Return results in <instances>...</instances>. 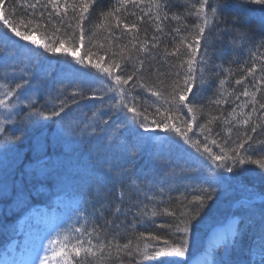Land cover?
I'll return each instance as SVG.
<instances>
[{
    "label": "trees",
    "instance_id": "16d2710c",
    "mask_svg": "<svg viewBox=\"0 0 264 264\" xmlns=\"http://www.w3.org/2000/svg\"><path fill=\"white\" fill-rule=\"evenodd\" d=\"M192 2L195 3L196 0H192ZM221 2L225 7L219 19L214 21L210 31L206 30V41H201V54L204 53L206 44L207 59L212 71L205 85L193 101L202 106V110L197 112V120L194 122L193 129L189 135L193 140L201 141L207 135L209 141L216 139L218 144L222 145L223 141L228 139L229 136L232 140H236L237 136L243 138V133L246 130L244 126L235 125V121H232L230 113H232L233 108L239 111L237 105L251 99V97L240 96V100L237 101L235 99L236 95H239L245 87H248L249 91L255 90L253 87L254 78L246 76V68L256 63L258 67L255 78L259 79L262 75L259 70L260 61L258 59L253 60L250 53H264V47L259 48V50L257 48L261 40L264 39V24L261 23L262 18H264V5L256 4L253 0H221ZM21 3H23V0H0V8H10L12 5H15L17 17H22L25 15V9L20 8ZM115 5L116 0H97V3L94 4L93 10H90L89 19L85 23L86 40L83 46H78V50L76 51V53L78 52L77 56L82 57L86 52L91 51L93 55L90 59L95 61V53L97 52L96 42L104 43L107 36V33L104 31L96 29L95 25L100 20V13L107 11L109 7ZM163 5H168L165 11L169 13L170 17L173 14L185 16L186 22L189 25L196 22L195 17L187 15L191 9L185 0H162ZM146 11L147 9L144 4L139 6L129 4L127 11L122 13V16L126 18V23L131 24L137 22V16ZM130 13H135L136 15H130ZM163 25L164 34L161 35L155 32L154 25L148 20L146 15L143 22L138 23L141 39L147 36L148 40L151 41L153 35L160 37L161 44L156 50L158 53H162L164 46L171 49V36L175 35L172 30L181 26L180 23L171 18L164 21ZM238 30L248 33V43L241 42L238 46L233 44V41L237 39L236 32ZM92 33H96L95 36H92ZM169 33H171V36L168 35ZM116 35L120 36L121 33L117 32ZM88 36L92 37L93 43H88ZM34 38L36 40L42 39V43H45L48 39H55L56 37L53 36L52 29L49 28L47 38L41 36L39 32L34 34ZM126 42L127 36L124 39L116 41L119 44ZM65 47H69V45L66 43ZM11 49L10 52L18 56L21 53V58H25L24 60H29L33 55L37 61H40L46 53L44 51L36 52L31 46L27 47L25 51L20 50L18 47ZM59 55L58 53V57ZM69 57L73 59L71 55ZM79 67L81 69L83 66L79 65ZM128 70L131 71V65L128 66ZM164 70L161 67V71ZM76 71L75 77L62 78L61 82L55 83L54 86H51L49 79L45 78L44 80L47 81L44 90L46 92L50 91L46 89V85H49L53 90L47 99L39 101L38 109L44 113H51L59 111V102L61 100L66 101L64 110L77 104H85L91 99L95 101L99 107L90 111L88 118L96 121V124L91 126H98L96 133H108L106 139L109 138L110 131L116 133L115 138H113V143L117 141L115 143L117 145L116 150L110 146L108 148L105 147L107 154L104 156L105 159H109L113 155L116 164L115 169L111 173L107 170L108 163L105 159L101 160V164L103 165L101 168L88 166L83 163L80 164L82 165L80 173L84 177L82 182L87 184L90 189V191L84 193L89 198L87 199V203H85V208H87V211H85L86 216L82 217L80 215V219L76 220L70 227L61 230L62 232L59 236L68 233L69 230L81 227V225L85 224V220H87L89 229L96 227L98 230L103 231L104 236L102 238L105 241L111 240L118 232L119 235L116 236V240L120 244L126 243L128 239H133L135 242V237L140 233H144L141 244L148 243L163 247L165 240L173 242L180 238L178 234L174 235V227L178 221L172 216L163 214L162 209L169 208V210L178 212L177 201L181 198V194L190 200L193 195L200 194L197 191L198 188L211 187L214 189L212 199L206 201L200 215L195 218L193 224L190 226L191 230L188 234L193 230L195 231V229L199 230L203 228L206 224L210 226L215 218L222 215L220 214L222 208L226 207L232 196L252 197L256 194H264V168H261L257 164L246 163L236 165L233 168V172L230 173L224 168L215 169L213 165L214 171L209 172L208 164H210V161L200 158V154L195 149L184 144L181 138L175 136L174 133L157 129L154 126L150 129H144L139 127L137 122L132 121L130 116L125 118L123 114L119 117L114 115L108 107L109 104L115 103L111 99L113 94L103 92L101 95V90L106 87L108 82L96 79L95 74L86 77L84 72ZM145 76L149 80L154 79L148 73H145ZM241 76H245L244 82L241 85H236L235 80ZM220 79H225L226 81L223 86L219 84ZM130 86L131 82L128 87ZM93 89L96 90V98L92 96ZM77 90L82 95H76L73 99V93ZM221 91L226 95L222 96ZM228 93L232 95H227ZM134 94L140 96V99L145 102V106L148 103H152L155 99L140 89H137ZM189 98L190 100L192 99L191 95ZM218 98L222 101L220 104L214 102ZM225 98L227 102H223ZM258 99L264 102V90L258 93ZM250 110L251 106L244 109L245 112ZM149 111L151 112L152 110L150 109ZM94 113L96 115H93ZM259 115V113L256 114V116ZM256 116L253 117V120H256ZM53 117L49 116V118ZM212 117H218V119L208 125V128L212 130L211 134H209L207 130H202L199 125L206 124ZM185 118L190 119L191 114H187ZM225 119L232 122L230 124L225 123ZM49 121L47 122L51 124ZM104 121H108L109 123L105 124ZM229 127L232 128L231 133L227 131ZM147 130H150V136L154 135L151 140L147 137ZM247 131L253 136V141L249 143H253L254 149L247 154L251 155L253 159H260L264 156V130L257 129L256 133H251L249 128ZM105 134L103 133V135ZM21 136H23V139L26 138V135L23 133V135H17L16 140L18 141V137ZM95 138L102 140V136L100 135L97 136L95 134ZM58 139L49 138L47 140L49 142L55 141L54 150H51L50 153H53L51 156L56 159V172L62 173L67 171L66 168L69 165L76 167L79 164L66 151V148L78 147L83 144L80 142L69 144L68 141L64 143L66 141L63 138ZM174 141H178V143ZM18 145L22 146L19 141ZM231 146L229 145V147ZM212 147L214 151L219 152V148ZM245 147L247 148V145ZM31 157V154L25 156L26 161H29ZM19 168L22 169L21 166ZM112 181H115L116 184L111 186L109 183ZM41 183L47 185L45 181H37L35 187ZM31 189L36 188L32 186ZM161 189L164 191L161 192ZM121 191L124 192L123 202H121L120 197ZM145 193L148 196L144 195ZM29 194L31 193L29 192ZM117 204L121 205L122 212L114 215ZM102 205H105V207L101 208ZM140 208H144V211L148 212L149 215L143 217L137 216L136 213ZM153 208L158 212V215L155 217L150 215ZM101 212L103 213L102 216ZM255 220L254 215L246 214L243 216L240 232L243 235L236 242L234 241V243L230 244V249L223 248L220 251L219 255L221 256L220 261L222 264H232L240 258H250L251 252L259 250L264 252V232L262 228L253 227L252 230V221ZM93 221L95 222L94 224L92 223ZM107 221H111V223H107ZM243 222H245L244 225ZM260 222L263 224V221ZM117 225H119V228H117ZM161 225H172L173 227H161ZM152 236H159L161 239L155 241L151 239ZM82 238L85 241L87 240L86 236ZM93 242L96 243L98 241L94 238ZM56 247L58 248L59 246L57 245ZM166 258L168 259H162V257L156 259H136L135 256H123L121 260L120 257H113L108 264H161V261L168 264L171 258ZM81 264H84V262L81 261ZM88 264H94L91 258H89ZM215 264H219V261L216 260ZM257 264L263 263L257 262Z\"/></svg>",
    "mask_w": 264,
    "mask_h": 264
},
{
    "label": "snow or ice",
    "instance_id": "6c2138e0",
    "mask_svg": "<svg viewBox=\"0 0 264 264\" xmlns=\"http://www.w3.org/2000/svg\"><path fill=\"white\" fill-rule=\"evenodd\" d=\"M191 9L187 13L193 16L196 22L189 25L186 17L181 15L169 16L165 11L168 5L162 6V0H116V5L109 7L107 11L100 13V20L96 23L95 28L107 33L105 42H96L97 52L96 59L93 61L90 57L93 55L91 51L86 52L82 57H76L75 53L78 46H83L86 40L85 23L89 19L90 10L97 3V0H23L20 8L25 9V15L17 17V8L12 5L10 8H0V33L9 39L19 38L22 41L30 42L31 45L42 49L46 53L71 55L76 63L83 66L78 71L84 72L85 76H92L99 80H106L108 83L103 92L112 93L111 99L115 103L109 104L110 111L119 117L121 114L125 118L130 116L131 120L137 122L139 127L150 129L153 126L157 129H163L166 132L174 133L180 137L184 144L189 145L200 154V158L210 161L208 171L213 172L215 169H226L233 172L236 165L246 163L257 164L264 168V156L260 159H253L247 153L253 151V136L249 134L247 129L250 128L251 133H256L257 129L264 130V102L258 99V93L264 90V53L251 52L253 60L260 61L259 70L261 76L255 78L258 65L253 63L251 67L246 68V76L254 78V91H249L248 87L235 96L237 101L240 96L251 97L243 103L237 105L239 111L233 108L230 116L235 121L236 126H244L245 132L243 138L237 136L236 140H232L229 136L224 140L222 145L218 144L216 139H211L205 135L203 141L193 140L189 133L193 129V124L197 120V112L202 110V106L194 103L199 91L205 85L209 74L212 71L207 59V50L201 54V41H206V30H211L214 21L219 19L225 5L221 0H185ZM254 3L264 5V0H253ZM139 6L144 4L147 11L137 16V22L126 23L122 13L127 11V6ZM163 13V14H162ZM130 15H136L130 13ZM154 25L155 32L164 34L163 22L170 18L180 23V27H176L172 31L175 33L171 36L172 47H163L162 53L156 52L161 44L159 36L153 35L151 41L147 36L141 39L139 36L138 23L143 22L144 16ZM261 23L264 24V18ZM49 28L55 39H48L47 42L41 43L34 38V34L39 32L41 36L47 38ZM121 35L117 36L116 33ZM59 34V35H57ZM96 33H92L95 36ZM63 36V38H61ZM127 36V42L124 44L116 43L117 40L124 39ZM237 39L233 41L234 45L241 42L248 43L249 36L246 31L238 30L236 32ZM69 47H65V44ZM88 43H93L92 37L88 36ZM264 47V39L257 46ZM102 53V54H101ZM155 53V54H154ZM87 61V63H86ZM155 62V63H154ZM131 65V71L128 66ZM161 67L165 70L161 71ZM94 70V72H93ZM145 73L154 77L153 80L146 78ZM245 80V76H241L235 80L236 85H241ZM131 82V86L129 83ZM225 79H220L219 84L223 86ZM28 80L16 83L14 87L7 84H0V88L4 89L0 95V107L11 109L15 107L10 98L21 95L18 90L24 89L28 85ZM137 89L150 94L154 97L152 103L145 106V102L140 96L135 95ZM195 90V91H194ZM76 95H82L77 90L73 93V99ZM190 95L192 99L190 100ZM221 95L226 94L221 91ZM227 95H232L228 93ZM93 98H96V90H92ZM220 104L221 99L214 101ZM223 102H227L226 98ZM28 106L31 108L32 103ZM251 106V110L245 112L244 109ZM66 107V101L59 102V111L44 113L33 111L29 113L31 116H60ZM152 110L151 112L149 110ZM186 110V112H185ZM259 113V116L256 114ZM191 114L190 119L185 116ZM93 115H96L95 113ZM256 116V120L253 117ZM218 117H212L206 124H200L202 130H207L211 134V128L208 125L217 120ZM232 121L225 119V123ZM5 121H0V133L5 131ZM105 124L108 121H104ZM229 133L232 128L227 129ZM10 137L7 139H16ZM178 143V141H174ZM260 143V142H255ZM219 148V152L214 151L212 146ZM229 145H232L229 147ZM247 145V148L245 147ZM135 184V182H133ZM161 192L164 190L161 189ZM198 195H193L191 199H187L181 194L177 204L179 211H172L169 208L162 209V213L176 218L178 223L174 227V235L178 234L180 238L177 241H164V246H154L148 243L141 244L144 233H140L133 239H128L124 244H120L116 240L117 232L111 240L105 241L102 237L104 233L96 227L88 228V221L79 228L69 230L68 233L58 236L55 241H49L53 247L50 249L51 255L46 254L41 260V264H51L52 260H56V264H88L89 258L94 264H108L113 257L123 256L133 257L136 259H156L161 257H184L188 252L187 234L191 230L190 226L197 216L200 215L207 200L212 199L213 188H198ZM121 202H123L124 192L120 193ZM154 199V197H153ZM105 207L102 205L101 208ZM147 207V206H145ZM122 212L120 204L115 206L114 215ZM103 213L101 212V216ZM137 216H148L149 213L144 208L136 213ZM150 215L155 217L158 212L155 208L151 210ZM95 223L94 221L92 222ZM111 223V221H107ZM161 227L172 228V225H161ZM119 228V225H117ZM87 237L85 241L82 237ZM98 242L94 243L93 239ZM151 239L159 241V236H152ZM71 241V242H70ZM59 246L58 248L56 246ZM161 264H165L161 261ZM168 264H183L182 261L173 260Z\"/></svg>",
    "mask_w": 264,
    "mask_h": 264
},
{
    "label": "rangeland",
    "instance_id": "374dc122",
    "mask_svg": "<svg viewBox=\"0 0 264 264\" xmlns=\"http://www.w3.org/2000/svg\"><path fill=\"white\" fill-rule=\"evenodd\" d=\"M207 34V33H206ZM18 42L21 43H26L25 41L20 40L19 38ZM38 41H40L41 43L43 42L42 39H38ZM4 44V49L6 50H12V46L11 44L8 43H3ZM7 51V52H8ZM8 56L5 58V60H3L0 57V65L5 67L6 70H8L10 73L4 71V77L7 78L9 76V80L11 81L10 83V87H14V85L16 83H21V80H28V85L25 86L24 89H20L18 90V92L21 93V95L19 96V99H17V97H12L10 98V100L12 101V103L15 104L14 108L11 109H4L3 107H0V121H5L4 123V129L8 124H11L12 121L14 120V118L18 115L21 114L22 111L25 108H28V104L29 102L32 103V105L34 103H36L38 97L40 96V87H41V79L42 77H47L52 76L55 77L57 73H53V71H56L58 69L63 70L64 74H71L73 71H75L76 69L78 70L79 64L76 63V60L73 58H70L69 55L66 54H60L58 57V53L57 54H48L45 53L44 56H42V60L37 61L35 57L34 60H29V62L27 61H23L25 58H21V53L20 55H16L13 54L11 52L7 53ZM76 57L78 55V52L75 53ZM0 56H1V52H0ZM72 57V56H71ZM47 65V67H41V68H37L34 65ZM6 67H9L10 69H7ZM53 73V74H52ZM3 77V78H4ZM0 84H6L4 81H2V77H0ZM46 89L50 90L48 92V94H51L52 89L50 88L49 85H46ZM4 89L0 88V93H3ZM0 98H3L2 95H0ZM86 108L84 107H76V109H71L68 112H66V114L62 115L60 117L59 123L55 128V132L59 133V132H66V136L65 137H70L67 138L68 140H75V138H78V136L84 135L85 133H88V131H90V129H88V131H85L83 129H80L78 124L76 125L75 123L77 122H82L83 119L85 118L86 115ZM48 131L46 130L45 132L41 133V135H39L37 138V140H42L45 138L46 133ZM93 134H96L95 130H92ZM1 134V133H0ZM111 137L108 140V144H110V146L113 144V148H116L117 145L113 143L112 139L114 138V135H110ZM39 142V141H38ZM48 150V148L46 147L45 151ZM81 164V163H80ZM79 165V167H82V165ZM27 170L28 171H32L33 168L27 164L26 165ZM79 167H73L71 169V174L74 178H76V180L80 179L81 176V170H79ZM68 174V171H67ZM66 174V176H67ZM68 177V176H67ZM66 177V178H67ZM144 195H147V193H145ZM234 196H232V198H230V201H234L235 198H233ZM261 202H262V206L259 207L257 205L258 202L255 198L254 200L250 199L249 197H242L240 199L237 200V203L235 205V209L234 210H239V207L241 208H245L246 213L251 212L252 215H254V217L256 218V220H261L264 219V198H260ZM259 200V199H258ZM73 202L75 203V200L73 198ZM231 203L226 204V209L227 211H230L232 209L231 207ZM239 212H233L232 216L229 217V219L225 222V226L224 228L220 229V232L222 234H229L230 236H234V233H236L237 230V222L239 219ZM264 223V222H263ZM259 228L264 229V224H262ZM36 227H33V230L36 231ZM32 230V231H33ZM200 230V229H199ZM207 227H203L200 231H194V233H191V235H187L188 236V252L186 253V255L184 257H174L171 258V261L173 260H178V261H182L185 258H189V255L191 253H194L198 248H200V245L202 244L203 239L206 237L205 233H207L208 231ZM206 231V232H205ZM41 236H39V234H35L34 232H31L30 230L27 233L26 236V243H29V248H28V252L26 255H24L22 257V260L20 262V264H34L32 262V252L33 254H35L37 257H39V259L41 258V256L44 254L43 248L40 245V243H38L39 239ZM34 256V255H33ZM162 259H168L166 257H162ZM209 260H207L204 263H207ZM197 263V261H196ZM203 263V264H204ZM213 263V258L211 261H209L207 264H212ZM190 264H195V259L190 263Z\"/></svg>",
    "mask_w": 264,
    "mask_h": 264
},
{
    "label": "bare ground",
    "instance_id": "6f19581e",
    "mask_svg": "<svg viewBox=\"0 0 264 264\" xmlns=\"http://www.w3.org/2000/svg\"><path fill=\"white\" fill-rule=\"evenodd\" d=\"M94 146L95 144L93 142H85L84 145L82 146H78V147H67L66 151L77 161V162H81L83 164H86L88 166H96V167H103V165L101 164V160L104 159V154L103 153H99L97 151L94 150ZM116 182L112 181L109 183V185H115ZM261 198H264V194H259L258 195ZM261 207V206H259ZM220 230H216L211 238V242L210 245H212L213 243H216V241H218L220 239V234H219ZM209 248L202 253V255H200L199 259H206V254L209 252Z\"/></svg>",
    "mask_w": 264,
    "mask_h": 264
}]
</instances>
